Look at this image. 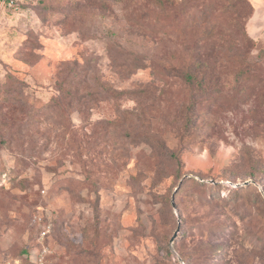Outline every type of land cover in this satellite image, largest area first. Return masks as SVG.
Masks as SVG:
<instances>
[{"label": "rangeland", "instance_id": "obj_1", "mask_svg": "<svg viewBox=\"0 0 264 264\" xmlns=\"http://www.w3.org/2000/svg\"><path fill=\"white\" fill-rule=\"evenodd\" d=\"M18 1L0 9V264H264V0H247L246 60L207 92L150 68L123 77L120 35L144 0ZM86 59L93 107L78 113L64 68ZM61 85L72 107H46ZM168 121L180 164L153 137Z\"/></svg>", "mask_w": 264, "mask_h": 264}, {"label": "trees", "instance_id": "obj_2", "mask_svg": "<svg viewBox=\"0 0 264 264\" xmlns=\"http://www.w3.org/2000/svg\"><path fill=\"white\" fill-rule=\"evenodd\" d=\"M2 1L0 0V5ZM8 1L10 0H5V3L7 4ZM14 2L12 8L7 7L6 4L1 5V8L21 10L20 1L14 0ZM142 3L143 7L138 16L140 21H136L133 19L134 16L130 15L126 20L127 31L120 35L121 39L125 37L124 42L121 43L123 44L121 47L126 52L121 64L123 77H129L139 69L150 68L154 75L165 78L176 77L187 87L203 86L204 91L207 92V86L217 83L220 74L227 69V65L232 62L241 65L240 63L246 60L244 55L251 46L253 47V40L245 28V22L252 14L251 5L247 0H144ZM227 20L229 22L226 24ZM136 26L138 28L135 29ZM233 29L237 32L236 35L230 32ZM124 43L128 44V49ZM90 61L91 59L84 60V65L73 61L64 68L66 73L63 82L70 80L69 84L74 85L73 91L78 94L77 100L74 95H66L72 90L70 87L61 85L59 94L52 97L46 107L60 109V102L66 99L64 105L70 109L72 100L69 99H75L78 103L73 106L78 113H88L91 110L93 107L91 99L81 101V98L95 92L94 83L91 81ZM112 61H115V57ZM248 69L240 67L236 74L246 76ZM246 78L247 76L242 79ZM75 80L80 82L74 84ZM257 81L261 83V87L256 90V97L264 95V48L252 55V82L255 84ZM81 83L85 85V95L80 96ZM210 89L211 87L207 90ZM101 90L104 93H117L112 84L106 82L101 84ZM140 92V90L128 89L118 93H128L134 98L133 94ZM33 116L35 118V112ZM169 123L173 122L168 121L156 128L153 127L155 129L153 137L158 143L157 150L160 155L168 161L175 160L174 162L180 164L179 153L162 144V135L165 131L160 130V126H169ZM185 128L186 126L183 125V128L177 130L181 132L180 137H183L181 134ZM180 184L172 195L173 207L176 206L175 194Z\"/></svg>", "mask_w": 264, "mask_h": 264}, {"label": "built area", "instance_id": "obj_3", "mask_svg": "<svg viewBox=\"0 0 264 264\" xmlns=\"http://www.w3.org/2000/svg\"><path fill=\"white\" fill-rule=\"evenodd\" d=\"M3 4H6V3H5V0H3V1L1 2V5H3ZM1 5H0V9H1V7H2ZM14 5H15L14 0H10V1H8L7 4H6V6H7V7H10V8L14 7ZM39 263L42 264V258H39Z\"/></svg>", "mask_w": 264, "mask_h": 264}, {"label": "water", "instance_id": "obj_4", "mask_svg": "<svg viewBox=\"0 0 264 264\" xmlns=\"http://www.w3.org/2000/svg\"><path fill=\"white\" fill-rule=\"evenodd\" d=\"M249 183V181H246V182H244V184H248ZM172 204H173V206H174V203H173V199H172ZM176 234V233H175ZM175 234H174V236L171 238V240H170V244L172 245V243H173V240H174V237H175Z\"/></svg>", "mask_w": 264, "mask_h": 264}]
</instances>
